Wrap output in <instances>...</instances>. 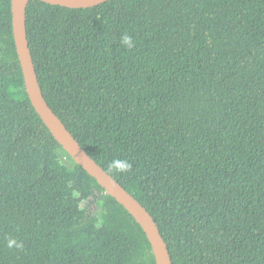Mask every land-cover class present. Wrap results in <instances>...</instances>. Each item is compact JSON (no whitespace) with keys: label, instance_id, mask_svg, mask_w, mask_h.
Segmentation results:
<instances>
[{"label":"trees","instance_id":"16d2710c","mask_svg":"<svg viewBox=\"0 0 264 264\" xmlns=\"http://www.w3.org/2000/svg\"><path fill=\"white\" fill-rule=\"evenodd\" d=\"M27 32L47 102L151 213L173 264H264V0H31ZM0 264H156L140 223L33 106L12 0H0Z\"/></svg>","mask_w":264,"mask_h":264},{"label":"water","instance_id":"95a60500","mask_svg":"<svg viewBox=\"0 0 264 264\" xmlns=\"http://www.w3.org/2000/svg\"><path fill=\"white\" fill-rule=\"evenodd\" d=\"M31 0H12L13 33L26 91L38 114L54 137L82 165L106 192L124 205L143 227L152 245L156 264H173L168 244L151 213L118 180L104 169L78 142L65 123L47 102L39 82L27 32V8ZM44 2L71 8H88L109 0H42Z\"/></svg>","mask_w":264,"mask_h":264},{"label":"clouds","instance_id":"9594fccd","mask_svg":"<svg viewBox=\"0 0 264 264\" xmlns=\"http://www.w3.org/2000/svg\"><path fill=\"white\" fill-rule=\"evenodd\" d=\"M122 43L127 45L129 48H131L133 46L132 41H131V37L125 35L122 38ZM110 170L115 168L118 171H124L127 170L131 167V165L127 162V161H122V160H116L113 163H111L109 165ZM15 244V241H10V246Z\"/></svg>","mask_w":264,"mask_h":264},{"label":"rangeland","instance_id":"374dc122","mask_svg":"<svg viewBox=\"0 0 264 264\" xmlns=\"http://www.w3.org/2000/svg\"><path fill=\"white\" fill-rule=\"evenodd\" d=\"M90 209L92 212H96L98 214H102V209L99 205V203L97 201H95L94 199H92L90 201Z\"/></svg>","mask_w":264,"mask_h":264}]
</instances>
